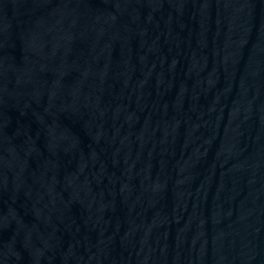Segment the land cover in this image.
Segmentation results:
<instances>
[{"label": "water", "instance_id": "water-1", "mask_svg": "<svg viewBox=\"0 0 264 264\" xmlns=\"http://www.w3.org/2000/svg\"><path fill=\"white\" fill-rule=\"evenodd\" d=\"M0 264H264V0H0Z\"/></svg>", "mask_w": 264, "mask_h": 264}]
</instances>
